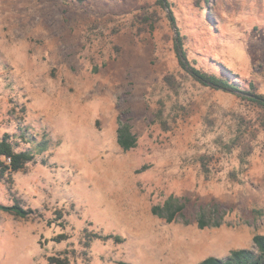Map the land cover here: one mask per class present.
Masks as SVG:
<instances>
[{
	"label": "rangeland",
	"instance_id": "1",
	"mask_svg": "<svg viewBox=\"0 0 264 264\" xmlns=\"http://www.w3.org/2000/svg\"><path fill=\"white\" fill-rule=\"evenodd\" d=\"M168 2L171 11L158 0H0V136L51 140L0 182V205L16 196L35 211L22 220L0 210V264H48L66 250L71 264H197L253 250L264 235V111L187 74L168 18L197 68L264 95V0ZM120 116L138 140L127 152ZM171 195L188 201L190 225L152 214ZM212 202L222 224L201 230L195 214ZM87 233L123 242L88 245ZM61 234L69 239L52 241Z\"/></svg>",
	"mask_w": 264,
	"mask_h": 264
},
{
	"label": "trees",
	"instance_id": "2",
	"mask_svg": "<svg viewBox=\"0 0 264 264\" xmlns=\"http://www.w3.org/2000/svg\"><path fill=\"white\" fill-rule=\"evenodd\" d=\"M203 1L209 3V0ZM158 4L165 10L171 11L168 0H158ZM168 18L170 19L173 28L177 30V35L174 38L175 54L180 67L187 74H189L197 83L204 87L233 94L264 111V95L258 93V86L255 83H249L246 88H243L236 81H232L228 77L203 71L202 69L197 68L195 63L190 62L187 57V52L184 48L183 37H181L180 32L177 29L173 14H169ZM142 22L145 25L150 22H154V20L151 18H144ZM224 71L227 74H231L229 70L225 68ZM164 82L172 90L178 93L179 85L172 75L166 76L164 78ZM155 118L162 125H166V121L163 118V109H160V111L156 113ZM16 139H20L25 144H34L36 152H33V150L30 149L18 151L17 147L19 144ZM117 143L119 147L125 152L135 149L138 143L136 135H134L132 132L130 123L128 121H124L121 116L118 119ZM50 145L51 140L46 135L43 136V139L40 142H36L34 137H28L24 132H21L18 136L8 133L0 136V182H6L5 179L10 175L25 172L29 164L36 162V155L47 152L50 148ZM251 155L252 149L249 148V151L247 152V148L244 147L243 153L240 155V163L242 167L249 163L247 158ZM197 161L200 163L203 173L208 176L210 172L208 168L210 156H200ZM43 163L46 162L44 161ZM9 191L12 193L11 187H9ZM11 197L13 200V205H0V210L18 219L28 220L31 218L35 211L26 208L21 198L16 196ZM187 205V200L171 195L162 204L153 206L151 211L155 217L165 221L168 224L180 222L184 225H190L191 220L186 214ZM58 215V219L61 220V214ZM224 215L225 212L221 206L212 202L200 205L198 207L195 214V221L198 228L201 230L219 227L222 224ZM58 225L65 228L63 222L58 223ZM86 238L88 240V243L86 244L88 245L94 240H100L103 242L113 240L119 244L123 242V239L120 236H103L97 233H87ZM68 239L69 236L67 234H61L54 237L52 241L60 243ZM253 244V250L236 249L233 250L230 253V256L224 260L218 259L216 257H207L197 264H264V235H255L253 237ZM70 254L71 252L66 250L64 252L50 256L48 257V264H71Z\"/></svg>",
	"mask_w": 264,
	"mask_h": 264
}]
</instances>
